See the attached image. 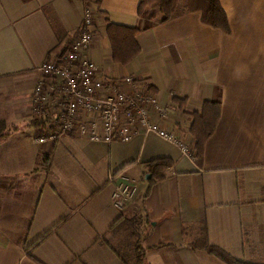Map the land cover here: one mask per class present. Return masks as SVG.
I'll use <instances>...</instances> for the list:
<instances>
[{"label":"crops","instance_id":"obj_1","mask_svg":"<svg viewBox=\"0 0 264 264\" xmlns=\"http://www.w3.org/2000/svg\"><path fill=\"white\" fill-rule=\"evenodd\" d=\"M140 1L98 3L90 57L106 78L145 81L182 126L192 128V114L206 102L219 103L202 162L155 134L129 143L64 135L36 144L35 70L72 42L85 4L0 0V121L7 125L0 141V264H124L114 248L129 240L132 227L116 237L111 231L126 219L146 250L144 264H225L192 249L203 227L209 242L234 259L264 264V0H220L230 33L203 24L200 12L167 22L155 10L140 17ZM111 24L140 29L141 52L127 65L112 59ZM161 158L174 166L164 181H152L148 164ZM126 182L137 189L121 211L113 194Z\"/></svg>","mask_w":264,"mask_h":264},{"label":"built area","instance_id":"obj_2","mask_svg":"<svg viewBox=\"0 0 264 264\" xmlns=\"http://www.w3.org/2000/svg\"><path fill=\"white\" fill-rule=\"evenodd\" d=\"M85 4L82 23L68 47L55 58L48 57L36 72L31 113L38 145L56 142L67 135L94 143H129L155 134L197 160L190 146V127L177 123L172 106L159 104L151 87L137 76L106 78L92 61L95 25L100 16L96 0ZM113 179V177H111ZM136 185H117L114 205L123 211L132 201Z\"/></svg>","mask_w":264,"mask_h":264},{"label":"trees","instance_id":"obj_3","mask_svg":"<svg viewBox=\"0 0 264 264\" xmlns=\"http://www.w3.org/2000/svg\"><path fill=\"white\" fill-rule=\"evenodd\" d=\"M99 3L101 0H96ZM141 0L139 6V16H143L148 10L158 11L162 16V21L167 22L173 19L178 13H196L202 15L203 24L214 29H219L225 33H230V23L220 0ZM108 37L112 44V59L114 62L127 65L132 62L141 52L140 46L136 40L139 28H130L118 25H109ZM193 123L191 131L195 138V149L197 152V161L201 163L204 156V148L207 141L214 134L220 117L221 105L214 102H206L202 113H193ZM39 126L38 123H34ZM7 125L5 121H0V141L6 136ZM174 163L170 159L161 158L148 164L149 172L152 175V181L161 182L166 179V171L172 168ZM123 218V217H122ZM132 219H126L122 224H118L111 231V235L116 237L121 229L128 225L134 228ZM129 231V240L124 244L118 243L114 250L117 252L124 264H144L146 250L140 245L135 230ZM132 240V242L130 241ZM192 249L202 250L217 257L225 264H257L254 262L239 261L231 257L227 252L209 242L208 231L203 227L200 236L191 244ZM128 248L132 255L127 251Z\"/></svg>","mask_w":264,"mask_h":264},{"label":"rangeland","instance_id":"obj_4","mask_svg":"<svg viewBox=\"0 0 264 264\" xmlns=\"http://www.w3.org/2000/svg\"><path fill=\"white\" fill-rule=\"evenodd\" d=\"M184 2L185 1H182V7H183V5H184ZM10 98H11V96H10ZM118 239H120V238H118ZM122 239V238H121ZM256 263H258V264H263V261H257Z\"/></svg>","mask_w":264,"mask_h":264},{"label":"water","instance_id":"obj_5","mask_svg":"<svg viewBox=\"0 0 264 264\" xmlns=\"http://www.w3.org/2000/svg\"><path fill=\"white\" fill-rule=\"evenodd\" d=\"M147 179H148V180H149V179H151V176H150V175H148V176H147Z\"/></svg>","mask_w":264,"mask_h":264}]
</instances>
